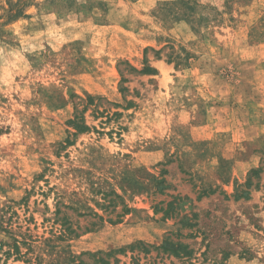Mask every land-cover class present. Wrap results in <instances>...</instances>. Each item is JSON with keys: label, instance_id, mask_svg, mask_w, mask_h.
I'll use <instances>...</instances> for the list:
<instances>
[{"label": "rangeland", "instance_id": "374dc122", "mask_svg": "<svg viewBox=\"0 0 264 264\" xmlns=\"http://www.w3.org/2000/svg\"><path fill=\"white\" fill-rule=\"evenodd\" d=\"M18 1L0 0V206L34 264H264V0H22L11 20ZM145 57L157 74L120 64Z\"/></svg>", "mask_w": 264, "mask_h": 264}, {"label": "trees", "instance_id": "16d2710c", "mask_svg": "<svg viewBox=\"0 0 264 264\" xmlns=\"http://www.w3.org/2000/svg\"><path fill=\"white\" fill-rule=\"evenodd\" d=\"M24 15V1L19 0L18 2L12 4L9 18L16 19ZM148 48L145 49L147 51ZM147 58L145 57V65L141 70H138L136 67L132 66L129 63L121 62L120 64H126L127 71H133L143 74H157V69L153 66L149 65ZM120 69V73L122 75L120 90L124 93L128 88L124 85V82L127 81V77H125V70ZM80 103H84L85 100L80 98ZM94 101L93 96H88L86 99V104H84L83 108H79V104H76L75 111L73 117L69 119L70 125L76 130L75 135L79 133L87 132L91 129L90 124L87 122L86 112L89 108V103ZM65 141L70 143V138H67ZM11 208V205L4 204L0 206V234L2 233L5 235L3 238L0 239V264H16L14 261H24L27 264H34L37 255L35 253V246L33 245V239L27 234L28 232L24 231H16L13 228V221L12 218H7L8 210ZM65 225V224H64ZM70 228L65 226L66 232L69 231ZM64 230V233H65ZM6 234L7 239H6ZM140 243H143L140 241ZM167 245V243L165 244ZM25 248V250H23ZM123 248L119 249H111L107 252L97 251L90 253L91 256L97 257V261L100 263L108 264L110 263L107 258H104L106 255L107 257L113 256L116 252H122ZM10 258H13V262H10ZM117 261V259H116Z\"/></svg>", "mask_w": 264, "mask_h": 264}]
</instances>
